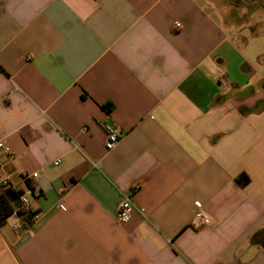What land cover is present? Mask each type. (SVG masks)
I'll list each match as a JSON object with an SVG mask.
<instances>
[{
	"label": "crops",
	"instance_id": "obj_1",
	"mask_svg": "<svg viewBox=\"0 0 264 264\" xmlns=\"http://www.w3.org/2000/svg\"><path fill=\"white\" fill-rule=\"evenodd\" d=\"M222 14L0 0V170L40 213L0 224V264H264V54ZM124 194L135 207L118 222ZM198 209L210 221L194 227Z\"/></svg>",
	"mask_w": 264,
	"mask_h": 264
},
{
	"label": "rangeland",
	"instance_id": "obj_2",
	"mask_svg": "<svg viewBox=\"0 0 264 264\" xmlns=\"http://www.w3.org/2000/svg\"><path fill=\"white\" fill-rule=\"evenodd\" d=\"M211 1L223 10V25L239 48L249 55L264 54V0ZM259 60L255 62L261 63Z\"/></svg>",
	"mask_w": 264,
	"mask_h": 264
},
{
	"label": "built area",
	"instance_id": "obj_3",
	"mask_svg": "<svg viewBox=\"0 0 264 264\" xmlns=\"http://www.w3.org/2000/svg\"><path fill=\"white\" fill-rule=\"evenodd\" d=\"M175 27H180V23L176 22L174 24ZM105 148L107 150L113 149L120 141L121 134L117 127H115L112 124H107L105 126ZM6 152H9V147L6 145V143L3 141V139L0 138V154ZM56 163L58 162L55 161ZM20 177L23 180L27 179H34L38 172H27V171H20L19 173ZM12 188V183L8 175H5L0 170V191L4 189ZM20 201V207L27 209L29 206L28 198L25 194H21L19 196ZM134 203L132 200L131 194H124L122 196V199L120 203L118 204L117 211H116V220L118 222H127L133 213L134 210ZM13 215H17V209H14L12 212ZM40 216V213H33L32 218L36 219ZM210 221L209 216L202 210L198 209V211L195 213L193 219H192V226L194 227H201L208 223Z\"/></svg>",
	"mask_w": 264,
	"mask_h": 264
},
{
	"label": "trees",
	"instance_id": "obj_4",
	"mask_svg": "<svg viewBox=\"0 0 264 264\" xmlns=\"http://www.w3.org/2000/svg\"><path fill=\"white\" fill-rule=\"evenodd\" d=\"M21 194L22 192L20 190L13 187L0 191V224L5 222L6 218L12 214L14 209H17V215L23 219L26 228L32 224L33 213L22 207H15ZM251 240L254 244L264 247V229L254 234Z\"/></svg>",
	"mask_w": 264,
	"mask_h": 264
}]
</instances>
